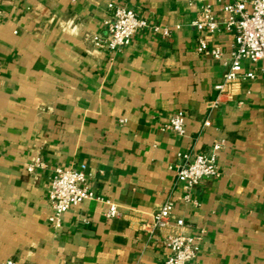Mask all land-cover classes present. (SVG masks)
Listing matches in <instances>:
<instances>
[{
  "label": "crops",
  "instance_id": "crops-1",
  "mask_svg": "<svg viewBox=\"0 0 264 264\" xmlns=\"http://www.w3.org/2000/svg\"><path fill=\"white\" fill-rule=\"evenodd\" d=\"M206 4L226 21L216 0L2 1L0 261L162 264L169 250L149 225L171 200L173 217L204 233L200 263L264 264V61L244 60L255 78L218 100L235 36L203 34L222 60L198 51L193 21ZM121 5L148 25L116 54L95 47ZM180 110L184 135L164 129ZM216 142L221 175L188 188L179 153L209 154ZM37 160L44 166L29 172ZM81 164L95 197L64 213L57 231L53 171Z\"/></svg>",
  "mask_w": 264,
  "mask_h": 264
},
{
  "label": "built area",
  "instance_id": "built-area-1",
  "mask_svg": "<svg viewBox=\"0 0 264 264\" xmlns=\"http://www.w3.org/2000/svg\"><path fill=\"white\" fill-rule=\"evenodd\" d=\"M2 1L0 0V16L3 13ZM216 1L222 3L223 10L228 15L226 21L220 22L211 4H206L193 21V25L198 30V51L211 55L216 60H222L224 54L220 47L209 45L203 34L213 35L222 28L234 33L235 43L231 52L230 64L223 80L216 85V89L219 91L218 100H220L223 95L230 93L233 86L244 80L255 78L254 71H243L244 60L264 61V0ZM147 25V22L134 8L121 5L115 8L113 15L107 21L106 34H95L92 41L95 47L116 54L131 42L141 28ZM153 28L160 29L157 26ZM162 31L165 38L170 36L169 29L164 28ZM186 119L187 114L184 110L177 111L171 115L169 122L164 125V129L184 135ZM222 146L223 142H216L209 154L179 153V161L175 165L178 179L184 181L187 187L191 188L205 179L218 178L221 175L218 166V152ZM43 166L44 163L37 160L28 165L27 169L34 173L36 168ZM87 177L86 164L68 168L58 166L54 169L49 185L48 199L53 211L50 222L55 230L58 231L62 228L64 213L78 206L84 200L95 197V193L88 186ZM173 210L174 202L167 200L154 212L149 225L153 231L160 233L163 244L169 250V254L162 264H202L198 261V255L203 241V231L199 233L187 231L188 224L185 219L174 218ZM117 212V205L110 203L107 215L113 217ZM0 264H16V262L7 259L0 261Z\"/></svg>",
  "mask_w": 264,
  "mask_h": 264
}]
</instances>
